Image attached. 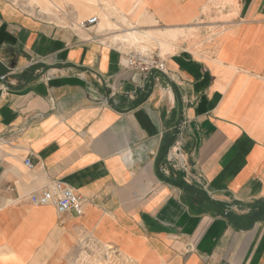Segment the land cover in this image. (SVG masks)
Listing matches in <instances>:
<instances>
[{
    "label": "crops",
    "instance_id": "0c3cea01",
    "mask_svg": "<svg viewBox=\"0 0 264 264\" xmlns=\"http://www.w3.org/2000/svg\"><path fill=\"white\" fill-rule=\"evenodd\" d=\"M54 182L80 216L31 202ZM84 242L264 264V0H0V264H100Z\"/></svg>",
    "mask_w": 264,
    "mask_h": 264
},
{
    "label": "built area",
    "instance_id": "2783aa9c",
    "mask_svg": "<svg viewBox=\"0 0 264 264\" xmlns=\"http://www.w3.org/2000/svg\"><path fill=\"white\" fill-rule=\"evenodd\" d=\"M96 19L92 18L85 22H81L78 27L80 29H89L94 26ZM128 66L144 71H164V64L161 58L151 53L135 52L131 53L128 58ZM27 167H30L28 159L24 161ZM50 188L45 189L40 195L30 198L33 204L40 206H53L57 214H65L67 212H73L75 215L80 216L83 212L84 202L76 193L67 185H62L59 182L51 184ZM82 244V246H90L94 257L97 255H103V260L100 264H121L118 253L113 248L109 247H95L94 245ZM89 258V257H87Z\"/></svg>",
    "mask_w": 264,
    "mask_h": 264
},
{
    "label": "bare ground",
    "instance_id": "6f19581e",
    "mask_svg": "<svg viewBox=\"0 0 264 264\" xmlns=\"http://www.w3.org/2000/svg\"><path fill=\"white\" fill-rule=\"evenodd\" d=\"M80 24V23H79Z\"/></svg>",
    "mask_w": 264,
    "mask_h": 264
}]
</instances>
